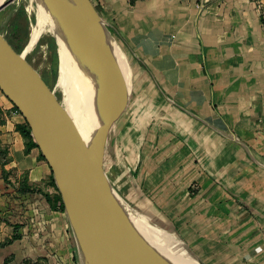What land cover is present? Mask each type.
Wrapping results in <instances>:
<instances>
[{"label":"crops","instance_id":"obj_1","mask_svg":"<svg viewBox=\"0 0 264 264\" xmlns=\"http://www.w3.org/2000/svg\"><path fill=\"white\" fill-rule=\"evenodd\" d=\"M90 2L152 88L109 127L103 167L112 132L128 197L174 240L202 264H264V0ZM0 108V242L17 235L0 264H83L65 211L43 195L56 192L51 170L1 91Z\"/></svg>","mask_w":264,"mask_h":264},{"label":"water","instance_id":"obj_2","mask_svg":"<svg viewBox=\"0 0 264 264\" xmlns=\"http://www.w3.org/2000/svg\"><path fill=\"white\" fill-rule=\"evenodd\" d=\"M83 1L101 39L99 48L108 74L113 77L112 54L104 38L107 35L98 23L104 22L90 0ZM7 3L0 0V10ZM109 37L113 39L110 33ZM20 54L0 35V91L24 118L51 170L83 264H176L134 226L127 213L129 208L111 188L104 171V141L126 105V85L115 78L116 92L92 134L81 139L48 85Z\"/></svg>","mask_w":264,"mask_h":264},{"label":"bare ground","instance_id":"obj_3","mask_svg":"<svg viewBox=\"0 0 264 264\" xmlns=\"http://www.w3.org/2000/svg\"><path fill=\"white\" fill-rule=\"evenodd\" d=\"M6 1L8 3L0 10L3 11L0 17L1 36L8 26L9 18L17 11L19 5H22L30 14L28 40L23 52L34 50L39 39L46 34L54 37L60 65L58 69H61L56 85L63 88L66 95L65 103V95L59 102L74 132L79 138L86 139L92 134L89 135L88 131L90 117L93 119L92 132L110 97L116 92L117 85L115 84L114 87L112 84L116 73L117 79H120L124 85L127 83V67L120 47L112 38L109 39L104 35L112 54L113 77L109 76L106 68L98 87L94 90L98 60L100 56L104 57V53L99 48L102 44L101 39L88 19L90 13L84 1L4 0ZM39 49L45 51V47ZM22 55L20 54L21 58ZM99 90V103L95 104L94 96ZM127 213L138 231L174 263L198 264L183 242L165 236L131 210L128 209Z\"/></svg>","mask_w":264,"mask_h":264},{"label":"rangeland","instance_id":"obj_4","mask_svg":"<svg viewBox=\"0 0 264 264\" xmlns=\"http://www.w3.org/2000/svg\"><path fill=\"white\" fill-rule=\"evenodd\" d=\"M1 2H4V0H1ZM2 14H3V11H0V17L2 16ZM98 21H99V18H98ZM29 23H30L29 12H27V10L22 5H19L17 11L9 18L7 22L8 26H6V29H5L6 32L4 31L3 36L7 40V42H8V39H12L14 45L19 47V51L17 53L19 54L21 53V55L22 53H24L22 57L26 61V63L29 64L36 71V73H38V75H40V77L45 81V83L51 89L56 99L58 101H62L63 96L65 95L63 88L58 87L56 85V79H58L61 69L60 68L58 69V66L60 65H59V59L57 55V45H56L54 37L50 34H46L39 39L38 44L34 48V50L30 52L25 51L26 53L22 52L24 51L23 49L28 40ZM98 23L101 25L104 32L109 37V33H108L109 30L106 27V25L102 24L101 21H99ZM104 26L106 28H104ZM44 47H45L44 52L39 49V48H44ZM123 53L125 54L127 58L129 69H130L129 91H128V94L126 95V98H127L126 105H125L126 107L129 103L130 98H131L130 101L132 103L135 101V99H140L145 94L150 93L152 88L150 87L148 83H145V82L141 84V86L139 87L136 81L142 80L143 82V78H141L142 70L137 66V64L131 58L132 57L131 54L127 55L124 51ZM104 62H105L104 57L100 56L98 60V70L99 71H100V67L104 64ZM96 83L94 85V90H96V88L98 87V85L96 86ZM99 92L100 90L98 91L96 96H94L95 104L99 103ZM65 101H66V95L64 98V103ZM101 111L99 112V114L101 113ZM92 121L93 119L92 117H90L89 119L90 125L88 127L89 135L91 134ZM112 134L113 133L110 132V139L108 140V143H107L108 147L105 150V157H104V171L107 175L106 177H108V180L111 184V188L115 191V193H117V195L119 194L118 190L123 191L124 196L118 195L121 201L126 203L125 205H127L129 210H131L133 213L140 216L141 218L145 219L144 220L145 222L156 227L158 230H160L161 233L165 234V236H168L172 239L173 238L180 239L178 235L174 232V230L172 231L170 228L164 225L163 222L165 221L162 220L163 217L160 214L156 212H150L147 210L145 211L142 203H139L138 200H134L132 197H130V195L128 197L127 188L129 187V184H128L129 167H124L121 164L122 160H120V162L119 160L117 161L118 156L114 153L112 154L110 153L111 140L113 136ZM121 155L124 161L125 160L124 153H122ZM159 219L161 220V222L159 221ZM185 246L187 247V249H189V247L186 244ZM189 251L191 250L189 249Z\"/></svg>","mask_w":264,"mask_h":264},{"label":"trees","instance_id":"obj_5","mask_svg":"<svg viewBox=\"0 0 264 264\" xmlns=\"http://www.w3.org/2000/svg\"><path fill=\"white\" fill-rule=\"evenodd\" d=\"M21 9H23V8H21ZM261 18H262V17H261ZM262 20H263V18H262ZM8 43L10 44V46H11L16 52L19 51V47L16 46V45H14L12 39H8ZM13 108H14L15 110H17L14 106H13ZM1 114H2V112H1V108H0V124H2V122H3V118H2V115H1ZM98 115H99V114H98ZM16 130H17V131L21 134V136L23 137L24 142H25L26 150H29V149L32 148V147H37V146H36V143L34 142V140H33L32 137H31L29 127H28V125H27V123H26L25 121H24L23 123L17 124V125H16ZM0 152H2V151L0 150ZM39 155H40V157H41L42 159H44L43 156L41 155V153H39ZM50 184L54 187V189H55L56 192H55L53 195H49V194H47V193H43V195H44V196L46 197V199L50 202V205H51V206L58 207V208L64 210L63 203H62V201H61V197H60L59 193L57 192V188H56V186H55V183H54V180H53V176H52V174L50 175ZM24 186H25L24 189H23L24 192H32V191H35V190H36V189H34V188H30V187H28V186L25 184V182H24ZM15 238H17V235H16V234H13V235L11 236L10 239H7V240H4L3 242H0V245L7 244V243H9L11 240H13V239H15Z\"/></svg>","mask_w":264,"mask_h":264},{"label":"built area","instance_id":"obj_6","mask_svg":"<svg viewBox=\"0 0 264 264\" xmlns=\"http://www.w3.org/2000/svg\"><path fill=\"white\" fill-rule=\"evenodd\" d=\"M15 112H19L18 110H15ZM1 264H5V263H1Z\"/></svg>","mask_w":264,"mask_h":264}]
</instances>
